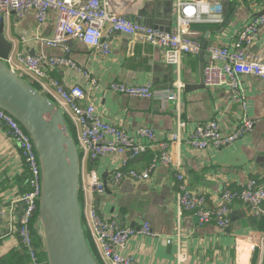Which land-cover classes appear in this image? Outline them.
Wrapping results in <instances>:
<instances>
[{
	"label": "crops",
	"instance_id": "1",
	"mask_svg": "<svg viewBox=\"0 0 264 264\" xmlns=\"http://www.w3.org/2000/svg\"><path fill=\"white\" fill-rule=\"evenodd\" d=\"M165 1L168 0H151L138 7L120 5L121 9L116 1L114 9L136 19L152 15L154 8H157L158 23L167 26L165 14L170 7ZM208 1L214 5V11L221 15V19L195 21L190 28L191 37L202 44L208 43V47L230 45L244 23L254 14L264 11V0ZM171 2V28L174 29L176 0ZM4 22L6 36L14 42L11 57L34 52L35 56H64L73 61L76 67H48V71L67 86L82 85L87 93L84 103L95 105L107 121L129 132H135L141 126L152 127L159 139H170L172 133L178 131L180 119L186 123L180 131L181 140L171 148L172 164L163 166L157 162L150 168L151 177L145 182L125 180L119 187L108 182L121 163L120 156L107 155L93 163L92 167L108 182L111 192L91 197L99 213L108 219L117 218L125 226L139 227L147 221L156 234L133 237L126 254L144 264H262L264 214L255 215L243 202L235 201L231 205L228 228L221 230L213 222L201 226L192 213L181 208L180 213L175 179V173L183 171L188 189L204 195L207 208H216L221 204L226 188H239L250 177L263 174L262 79L252 76L241 79L247 114L256 121L253 130L229 147H209L205 151H198L186 143V138L195 127L218 119L223 130L231 132L244 116L242 105L233 100L232 91L227 86L205 85L192 91L185 89L188 84L201 83V54L184 55L178 69L166 63L163 49L124 33L106 32L104 38L110 42L112 49L107 56L78 39H69L66 47L48 46L40 37L53 35L56 22L54 13L40 29L33 11L24 18L12 12ZM207 48L203 52H207ZM249 52L264 57V27ZM91 78L97 84H92ZM177 80L185 85L179 93V107L176 102L132 97L109 88L113 81H123L134 85L150 83L155 90H160L172 86ZM158 155L159 150L154 146L130 168L142 171L152 165ZM151 157L152 163L145 165ZM26 171L29 173L17 142L0 129V264H31L15 229V216H20V206L23 204L19 199L29 187L30 175L27 179ZM106 171L108 174L103 177ZM180 252L187 255L183 263L178 262Z\"/></svg>",
	"mask_w": 264,
	"mask_h": 264
},
{
	"label": "built area",
	"instance_id": "2",
	"mask_svg": "<svg viewBox=\"0 0 264 264\" xmlns=\"http://www.w3.org/2000/svg\"><path fill=\"white\" fill-rule=\"evenodd\" d=\"M116 1L122 7H138L139 4H147L151 0H0V23L12 12L19 18H24L33 11L40 29L54 13V33L51 37L42 38V42L48 46L66 47L69 39H78L107 56L112 53V49L110 42L104 38L106 32L124 33L163 49L166 63L179 69L184 55H199L204 51L202 42L190 35L191 24L195 21L221 19V15L214 11V5L208 0H176L174 29L166 32L122 15L114 9ZM263 27L264 11L251 16L230 45H212L207 48L209 59L204 69L205 85L229 87L233 100L242 105L244 116L231 132L224 131L218 119L198 125L186 138V143L191 148L205 151L209 147H229L253 130L256 121L247 114V101L241 79L252 76L264 81V57L249 52L256 44ZM8 63L62 108L73 129L83 165L84 220L92 245L103 264H144L126 254V250L129 241L137 235L156 236L151 224L145 221L139 227L123 226L117 218H105L97 208L91 206L94 204L91 202L92 196L105 195L107 192L101 174L94 168L91 169L89 163L107 155L120 156L121 163L113 173L112 184L119 187L125 180L134 183L145 182L150 179V168L157 162L163 166L172 164L171 148L181 140L180 131L186 123L180 119L178 131L172 133L170 139H159L154 128L148 126H141L135 132H129L104 119L95 105L84 103L87 93L82 85L67 86L49 73L48 67H76L75 63L66 57L48 58L20 53L16 58L10 57ZM90 80L92 84H97L95 79ZM183 87L184 84L179 80L160 90H155L150 83L134 85L113 81L109 85L111 91L116 93L160 102H176L178 107L179 93ZM0 129L17 142L24 163L32 171L29 174V189L19 199L24 204V209L17 221L16 232L21 236L23 248H27L31 255L30 263L46 264L42 255L37 254V247L40 246L31 236L34 216L38 210L37 197L41 191V173L36 148L23 125L2 108ZM154 146L158 148L159 155L152 165L142 171L130 168L131 158L148 152ZM175 179L178 185L176 200L179 211L181 208L192 213L198 218L201 226L213 222L221 230L228 228L234 201L243 202L255 215L264 214V172L260 177H250L239 188H226L222 194V202L216 208H207L206 197L188 189L183 171L178 170ZM186 260L187 255L180 252L178 262L183 263Z\"/></svg>",
	"mask_w": 264,
	"mask_h": 264
},
{
	"label": "water",
	"instance_id": "3",
	"mask_svg": "<svg viewBox=\"0 0 264 264\" xmlns=\"http://www.w3.org/2000/svg\"><path fill=\"white\" fill-rule=\"evenodd\" d=\"M165 14L167 26L158 23L157 8L152 15L136 17L139 23L162 31L172 30L173 7ZM208 43L204 42L206 49ZM14 42L7 38L5 22L0 23V108L10 113L29 133L38 154L41 191L33 230L40 237L46 264H103L95 251L84 220L82 200L83 165L79 145L62 108L31 81L17 72L8 60ZM31 52V56H35ZM209 54L200 65L201 83L186 85L187 91L205 87L204 69ZM94 160L90 161L93 164ZM106 171L103 177H106ZM106 192L111 193L105 180ZM24 204H21V212ZM198 219V218H197ZM125 226V225H123ZM264 264V244L262 253Z\"/></svg>",
	"mask_w": 264,
	"mask_h": 264
},
{
	"label": "trees",
	"instance_id": "4",
	"mask_svg": "<svg viewBox=\"0 0 264 264\" xmlns=\"http://www.w3.org/2000/svg\"><path fill=\"white\" fill-rule=\"evenodd\" d=\"M57 78V77H56ZM144 154H141V156L139 155V156H137V157H135L134 158V160H131L130 162H129V166L130 165H133V163H135V161H137V159L138 158H140V157H142ZM154 159V158H153ZM152 163V157L147 161V163L145 164V165H150ZM89 165H90V168L92 169L93 167V164L91 165L90 163H89ZM28 174H30V173H28V171H26V175H27V179H29V175ZM108 180H109V178H108ZM108 182H110V180L108 181ZM28 189H29V187H28ZM27 188H26V191L28 190ZM231 189H234V188H231ZM32 231H33V234H34V237H35V242H36V244L38 245V246H40V255H42V257L44 258V254H43V250H42V242H41V239H40V237L35 233V231L33 230V226H32ZM27 256V255H26ZM28 257V256H27ZM29 259V258H28ZM45 259V258H44Z\"/></svg>",
	"mask_w": 264,
	"mask_h": 264
},
{
	"label": "bare ground",
	"instance_id": "5",
	"mask_svg": "<svg viewBox=\"0 0 264 264\" xmlns=\"http://www.w3.org/2000/svg\"><path fill=\"white\" fill-rule=\"evenodd\" d=\"M89 167H90V165H89ZM39 168H40V165H39ZM95 169V168H94ZM29 170V169H28ZM83 170V169H82ZM29 173L31 174L32 173V171H31V169L29 170ZM40 173H41V171H40ZM112 180H113V178H112ZM112 180L110 181V183H112ZM108 183V182H107ZM235 202V201H234ZM91 204V203H90ZM91 206H93V207H95L96 208V205L95 204H91ZM24 209V208H23ZM22 212H23V210H22ZM22 212L20 213V215L22 214ZM20 219V216L18 215V216H15V222H17L18 220ZM16 235H17V237H18V239L20 240L21 239V236H20V234H19V232H16ZM31 236L32 237H34V234H33V231H32V229H31ZM35 238V237H34ZM42 247V246H41ZM24 250H25V252L27 253V255H28V257H29V260H31V255H30V253H29V251H28V249L27 248H23ZM42 250H43V247H42ZM37 254L38 255H40V247H37ZM100 258V257H99ZM101 259V258H100Z\"/></svg>",
	"mask_w": 264,
	"mask_h": 264
},
{
	"label": "rangeland",
	"instance_id": "6",
	"mask_svg": "<svg viewBox=\"0 0 264 264\" xmlns=\"http://www.w3.org/2000/svg\"><path fill=\"white\" fill-rule=\"evenodd\" d=\"M142 5V4H141ZM175 8H174V13H176L175 12ZM175 15V14H174ZM42 38H44L43 36L42 37H40V40L42 41ZM203 56H204V52L203 53H201V58H203ZM46 57H48V58H50V57H52V56H46ZM92 79V78H91ZM205 84V83H204ZM185 86V85H184ZM10 136V135H9ZM11 138H12V136H10ZM76 137V136H75ZM13 139V138H12ZM26 165V164H25ZM151 177V176H150Z\"/></svg>",
	"mask_w": 264,
	"mask_h": 264
}]
</instances>
